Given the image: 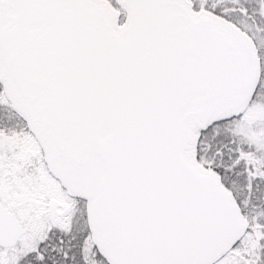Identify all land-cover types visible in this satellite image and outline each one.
<instances>
[{
	"label": "snow or ice",
	"instance_id": "obj_1",
	"mask_svg": "<svg viewBox=\"0 0 264 264\" xmlns=\"http://www.w3.org/2000/svg\"><path fill=\"white\" fill-rule=\"evenodd\" d=\"M0 264H264V0H0Z\"/></svg>",
	"mask_w": 264,
	"mask_h": 264
}]
</instances>
